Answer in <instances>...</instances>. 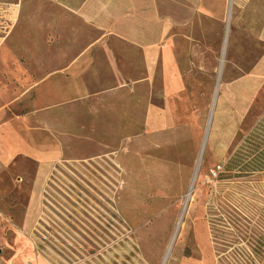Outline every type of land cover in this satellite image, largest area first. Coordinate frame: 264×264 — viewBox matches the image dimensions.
<instances>
[{
	"label": "rangeland",
	"instance_id": "374dc122",
	"mask_svg": "<svg viewBox=\"0 0 264 264\" xmlns=\"http://www.w3.org/2000/svg\"><path fill=\"white\" fill-rule=\"evenodd\" d=\"M6 4L0 0L3 78L12 69L7 52L21 51L18 39L6 40ZM72 4L112 27L119 59L118 34L146 43L172 37L187 97L174 129L148 134L141 84L135 117L127 114L120 126L114 117L105 130L83 123L77 140L63 138L51 172L41 173L34 157L0 161V264H264V171L225 170L231 157L240 165L264 142V0ZM127 72L145 75L142 66ZM16 92L0 85V112Z\"/></svg>",
	"mask_w": 264,
	"mask_h": 264
},
{
	"label": "crops",
	"instance_id": "0c3cea01",
	"mask_svg": "<svg viewBox=\"0 0 264 264\" xmlns=\"http://www.w3.org/2000/svg\"><path fill=\"white\" fill-rule=\"evenodd\" d=\"M6 2V40L13 44L18 39L21 51L7 52L12 69L7 68L6 78L0 73V85L4 82L7 91H17L14 101L0 112V153L5 158L0 161L34 157L41 163V173L51 172L63 157V138L77 140L83 123L105 130L114 125V117L118 126L127 114L135 117L140 108L135 94L141 84L147 87L145 133L175 128L187 85L172 37L146 43L139 36L118 34L120 60L111 45L112 27L95 23L86 5L77 8L72 0ZM168 7L172 9V4L167 12ZM132 53L138 54V62ZM4 56L0 53V59ZM193 64L197 80H203V69ZM136 66L143 67V78L128 76ZM127 99L131 105H126ZM186 125L193 131L197 121Z\"/></svg>",
	"mask_w": 264,
	"mask_h": 264
},
{
	"label": "trees",
	"instance_id": "16d2710c",
	"mask_svg": "<svg viewBox=\"0 0 264 264\" xmlns=\"http://www.w3.org/2000/svg\"><path fill=\"white\" fill-rule=\"evenodd\" d=\"M262 123L263 122L259 124L260 127ZM260 127H257L253 132H251V134L247 137V143H249V141L255 137L256 132ZM230 159V165L225 169L227 172H243L241 169L247 164L249 165V170H247L249 172L264 171V142L262 141L261 143H258V145L252 149L244 163L237 166H232L234 158L232 159L231 157Z\"/></svg>",
	"mask_w": 264,
	"mask_h": 264
}]
</instances>
